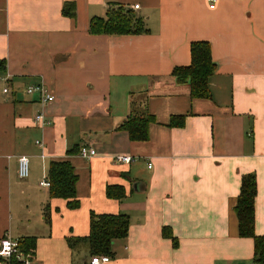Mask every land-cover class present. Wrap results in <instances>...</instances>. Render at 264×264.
<instances>
[{"label": "crops", "instance_id": "1", "mask_svg": "<svg viewBox=\"0 0 264 264\" xmlns=\"http://www.w3.org/2000/svg\"><path fill=\"white\" fill-rule=\"evenodd\" d=\"M113 5L146 33L90 35V19ZM199 41L216 65L210 100L190 99L172 77ZM0 61V239L33 238L39 264H84L86 249L72 254L66 240L88 236L92 213L125 214L128 235L108 264L253 262L233 207L253 174L254 232L264 236V0H0ZM33 86L53 102L27 94ZM132 109L155 119L146 142L117 130ZM38 114L48 125L34 122ZM172 117L181 126L169 127ZM81 148L95 155L83 159ZM19 157L29 160L25 180ZM51 162L73 167L79 208L39 186ZM108 187L125 197L109 198Z\"/></svg>", "mask_w": 264, "mask_h": 264}, {"label": "trees", "instance_id": "2", "mask_svg": "<svg viewBox=\"0 0 264 264\" xmlns=\"http://www.w3.org/2000/svg\"><path fill=\"white\" fill-rule=\"evenodd\" d=\"M74 6L65 4L62 15L73 18ZM90 35H138L146 33L140 19L136 18L131 10L121 6L108 7L104 17L91 18L88 24ZM4 69V63L0 61V70ZM216 70V65L211 58V48L207 42H192L190 44V64L186 67H177L172 71V77L176 84H186L189 88L190 99L210 100L211 94L209 81ZM182 117H172L169 127L181 126L176 123ZM155 119L146 110H131L128 118L117 127V130L126 132L131 142H146L148 140V128ZM75 150L68 151V155ZM49 181L48 197L50 199H62L67 201L70 210L79 208L76 199V183L78 180L74 169L69 162H51L47 168ZM107 196L116 200L125 197L121 187H108ZM256 197V180L253 174L244 175L241 178L240 192L236 199L233 212L237 220L238 236L242 239H251L253 243V262L264 264V236H258L254 232V202ZM129 218L125 214L118 215H90V230L87 237L67 239L66 243L70 251L78 253L81 247L87 251L88 259L92 256H113L112 245L116 240L125 239L128 235ZM168 229H162V236L171 239L174 246L176 240L167 233ZM25 249L35 250V240L26 238L20 241ZM86 263V262H84ZM75 264V263H74Z\"/></svg>", "mask_w": 264, "mask_h": 264}, {"label": "built area", "instance_id": "3", "mask_svg": "<svg viewBox=\"0 0 264 264\" xmlns=\"http://www.w3.org/2000/svg\"><path fill=\"white\" fill-rule=\"evenodd\" d=\"M210 3V7L213 8L215 0H207ZM134 9H138V5L134 6ZM7 92L6 89L3 91ZM27 94H37L43 103L53 102V97L42 86L28 87ZM34 122L42 126L48 125V122L44 120L43 114L35 116ZM39 146L40 144L37 143ZM80 156L83 159H89L95 155V151L92 149L81 148ZM130 157L120 156L115 158L117 163H130ZM148 168L151 165L148 164ZM17 176L19 179L25 180L29 177V160L26 157H19L17 159ZM49 181L47 176L40 182L39 186L45 189L49 188ZM34 251L32 249H25L19 240H11L9 237H2L0 239V264H39L34 260ZM110 258L108 256H92L84 264H108ZM256 264V263H251Z\"/></svg>", "mask_w": 264, "mask_h": 264}, {"label": "rangeland", "instance_id": "4", "mask_svg": "<svg viewBox=\"0 0 264 264\" xmlns=\"http://www.w3.org/2000/svg\"><path fill=\"white\" fill-rule=\"evenodd\" d=\"M2 89L4 90L5 86L3 87L2 83L0 82V92L2 91ZM139 98H141V97H137L136 99H134V101L137 103ZM20 180H22V179H20Z\"/></svg>", "mask_w": 264, "mask_h": 264}]
</instances>
